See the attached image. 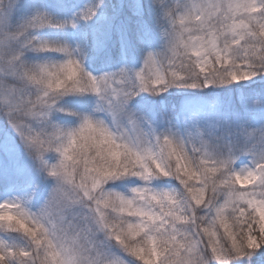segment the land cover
Returning <instances> with one entry per match:
<instances>
[{"label":"snow or ice","instance_id":"snow-or-ice-1","mask_svg":"<svg viewBox=\"0 0 264 264\" xmlns=\"http://www.w3.org/2000/svg\"><path fill=\"white\" fill-rule=\"evenodd\" d=\"M0 233V264H264V0H0Z\"/></svg>","mask_w":264,"mask_h":264},{"label":"rangeland","instance_id":"rangeland-1","mask_svg":"<svg viewBox=\"0 0 264 264\" xmlns=\"http://www.w3.org/2000/svg\"><path fill=\"white\" fill-rule=\"evenodd\" d=\"M170 102H173V101H170ZM0 235L16 236V235H18V234H15V233H0Z\"/></svg>","mask_w":264,"mask_h":264},{"label":"trees","instance_id":"trees-1","mask_svg":"<svg viewBox=\"0 0 264 264\" xmlns=\"http://www.w3.org/2000/svg\"><path fill=\"white\" fill-rule=\"evenodd\" d=\"M174 102V100H172Z\"/></svg>","mask_w":264,"mask_h":264}]
</instances>
